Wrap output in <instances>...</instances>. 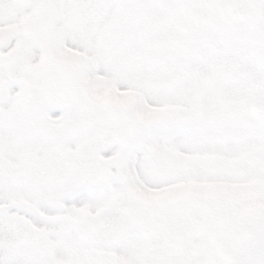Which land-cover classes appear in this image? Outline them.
I'll list each match as a JSON object with an SVG mask.
<instances>
[{"label": "snow or ice", "instance_id": "obj_1", "mask_svg": "<svg viewBox=\"0 0 264 264\" xmlns=\"http://www.w3.org/2000/svg\"><path fill=\"white\" fill-rule=\"evenodd\" d=\"M0 264H264V0H0Z\"/></svg>", "mask_w": 264, "mask_h": 264}]
</instances>
